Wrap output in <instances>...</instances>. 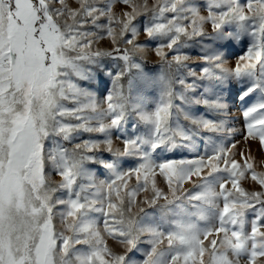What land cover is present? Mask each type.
<instances>
[{"label": "snow or ice", "instance_id": "1", "mask_svg": "<svg viewBox=\"0 0 264 264\" xmlns=\"http://www.w3.org/2000/svg\"><path fill=\"white\" fill-rule=\"evenodd\" d=\"M0 264H264V0H0Z\"/></svg>", "mask_w": 264, "mask_h": 264}]
</instances>
